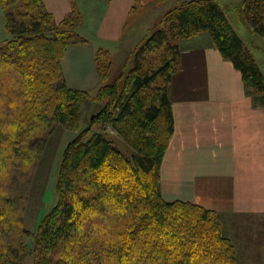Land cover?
Instances as JSON below:
<instances>
[{"label":"trees","instance_id":"trees-1","mask_svg":"<svg viewBox=\"0 0 264 264\" xmlns=\"http://www.w3.org/2000/svg\"><path fill=\"white\" fill-rule=\"evenodd\" d=\"M9 1L18 0H0V5L7 8ZM34 6L40 12L38 19L29 17V31L7 24L14 38L0 46V73L13 74L10 79L1 75L0 89L6 85L4 93L16 86L13 96L18 101L15 118L8 115L0 126V154L9 150L14 160L29 163L27 146L37 124L49 120L77 130L81 106L90 99L87 92L69 88L61 70L66 48L85 42L77 32L78 13L56 23L41 0H28L25 8L29 12ZM228 9L216 0H189L174 7L164 15L165 27L134 54L124 87L112 83L99 88L97 99H106L105 104L63 150L57 202L40 222L32 264H232L215 213L191 203L166 201L160 191L162 160L173 133L168 89L179 58L177 42L171 43L207 33L246 87L264 92V71L229 21ZM235 10L252 33L264 37L263 0H242ZM49 26L75 30L47 36ZM29 33L33 35L25 37ZM160 49L159 66L145 69L144 56ZM104 52L95 55L101 79L110 67V60L102 63L98 58V54L110 58ZM5 100L10 103L8 97ZM95 125L104 134L93 133ZM106 126L132 149L129 157L114 147ZM42 149L40 145L36 155ZM9 200L0 208V221L10 216L5 208ZM67 242L75 257L56 260L55 251ZM81 242L87 246L80 247ZM19 252L0 241V264H23Z\"/></svg>","mask_w":264,"mask_h":264},{"label":"crops","instance_id":"crops-1","mask_svg":"<svg viewBox=\"0 0 264 264\" xmlns=\"http://www.w3.org/2000/svg\"><path fill=\"white\" fill-rule=\"evenodd\" d=\"M187 1L41 0L56 23L72 12L79 15L77 32L85 42L64 51L66 85L87 93L97 90L102 79L96 52L110 55L113 46L125 41L132 19H153ZM216 1L230 8L242 0ZM228 18L264 71V37L247 26V35H241ZM177 46L179 58L168 89L173 133L160 169L163 198L227 218L264 217V92L246 87L207 33L180 39Z\"/></svg>","mask_w":264,"mask_h":264},{"label":"rangeland","instance_id":"rangeland-1","mask_svg":"<svg viewBox=\"0 0 264 264\" xmlns=\"http://www.w3.org/2000/svg\"><path fill=\"white\" fill-rule=\"evenodd\" d=\"M27 1L18 0L14 3L9 1L7 8L0 5V46L14 38L9 34L7 24L13 29L23 26L24 29L29 31L31 20L29 17L33 16L38 19L40 10L34 6L31 11L27 12L28 10L25 8ZM236 7L231 6L228 9V14L236 23L235 25L241 35L246 36V26L239 20L240 16L238 11L235 10ZM173 8L167 10L162 16L155 13L153 19L147 20L138 17L132 19L131 22L133 23L129 24L125 33L126 36H124L125 41L112 47L110 53L112 56L106 59V54L105 56L98 54V58L102 63L110 60L109 77L106 76L102 79L97 90L94 89L88 92L90 99L81 106L80 122L77 130H69L63 125L46 120L43 123H38V131L30 136L31 142L28 144L27 150L31 154L32 162H25L22 159L14 160L13 157H10L9 150H6L7 152L4 155L0 154V208H3L5 199H11L5 205L6 212L10 209V216L7 217L5 222L0 221V241L3 242V245H13L15 249L18 247L22 250L18 253V256L23 264H32L34 238L40 222L57 202L55 185L65 146L89 126L91 117L105 104L106 99H97L99 88L112 83H117L120 89L124 87L125 77L133 67L134 54L144 45L148 37L165 27L163 24L164 15ZM146 22H148L147 27L145 26ZM140 24H143V26H140ZM74 30V28L68 26L56 28L49 26L46 27L44 34L52 36L59 32L68 33ZM40 32L42 31L40 30L38 33ZM31 35L33 34L29 33L25 37ZM176 42L177 40L171 44H176ZM103 53L105 52L103 51ZM161 53L160 49L146 54L144 56V68L149 69L159 66L158 58ZM2 74L7 75L9 79L11 76L13 77L12 73L5 72L0 73V78ZM107 77L108 79H106ZM4 78L7 79V77ZM2 83L0 79V84ZM4 83L6 82L4 81ZM5 87L6 85L3 88ZM15 88L16 86L5 90L4 93L0 89V98H2L0 100L2 102H0V126L4 124L3 121L9 119L8 115L15 118L17 114L16 104L18 101L13 96ZM5 97L10 99V103L5 100ZM91 131L104 134L102 128L98 125L93 126ZM105 132L117 150L122 151L128 157L133 153L132 149L115 132H111L110 127L106 126ZM40 145H43V149L40 154L36 155V150ZM214 218L222 237L229 243L228 256L232 258V264H264L263 216L256 214L244 218L237 216L227 218L224 214L215 213ZM100 223H103V220L100 219ZM63 241H69V239ZM84 246H87L86 243L81 242L80 247ZM76 250L79 251L80 249L76 248ZM74 253L75 251H72L69 242L63 243L55 251L56 260L64 259L66 261L69 257H75Z\"/></svg>","mask_w":264,"mask_h":264}]
</instances>
